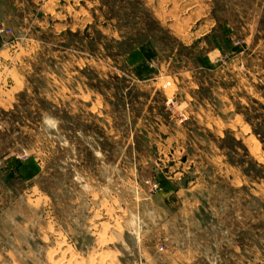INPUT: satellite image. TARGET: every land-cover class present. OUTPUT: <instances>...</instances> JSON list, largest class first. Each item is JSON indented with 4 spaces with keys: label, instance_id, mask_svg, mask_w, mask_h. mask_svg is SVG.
<instances>
[{
    "label": "rangeland",
    "instance_id": "1",
    "mask_svg": "<svg viewBox=\"0 0 264 264\" xmlns=\"http://www.w3.org/2000/svg\"><path fill=\"white\" fill-rule=\"evenodd\" d=\"M0 264H264V0H0Z\"/></svg>",
    "mask_w": 264,
    "mask_h": 264
},
{
    "label": "crops",
    "instance_id": "2",
    "mask_svg": "<svg viewBox=\"0 0 264 264\" xmlns=\"http://www.w3.org/2000/svg\"><path fill=\"white\" fill-rule=\"evenodd\" d=\"M170 188H172V187H170ZM177 194V193H176ZM168 195L169 194H167L166 195V197L163 195V194H159L158 195V197L157 198H155V200H153L154 199V197H155V195L154 196H152L151 197V199H152V205L154 206V207H156V208H158V207H160V206H162L163 204H164V202H166V204L168 205L169 204V198H168ZM199 203V202H198ZM169 206V205H168ZM167 207V206H166ZM169 208H170V206H169ZM168 208V209H169ZM167 209V210H168ZM167 215V214H166ZM172 222H173V217L171 216H169L168 217V215H167V217H166V227L168 228V226H170V225H172ZM173 227V226H172Z\"/></svg>",
    "mask_w": 264,
    "mask_h": 264
}]
</instances>
